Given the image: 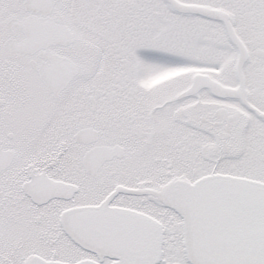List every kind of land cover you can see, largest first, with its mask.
Returning <instances> with one entry per match:
<instances>
[{
  "label": "snow or ice",
  "instance_id": "1",
  "mask_svg": "<svg viewBox=\"0 0 264 264\" xmlns=\"http://www.w3.org/2000/svg\"><path fill=\"white\" fill-rule=\"evenodd\" d=\"M0 264H264V0H0Z\"/></svg>",
  "mask_w": 264,
  "mask_h": 264
}]
</instances>
